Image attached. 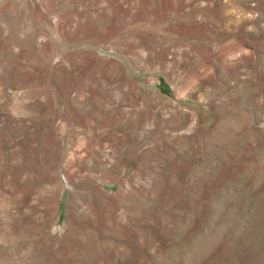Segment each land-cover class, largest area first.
Returning a JSON list of instances; mask_svg holds the SVG:
<instances>
[{"label":"rangeland","instance_id":"obj_1","mask_svg":"<svg viewBox=\"0 0 264 264\" xmlns=\"http://www.w3.org/2000/svg\"><path fill=\"white\" fill-rule=\"evenodd\" d=\"M0 264H264V0H0Z\"/></svg>","mask_w":264,"mask_h":264}]
</instances>
